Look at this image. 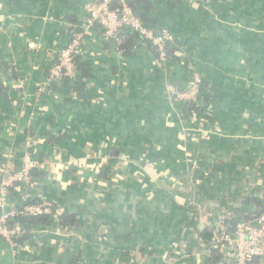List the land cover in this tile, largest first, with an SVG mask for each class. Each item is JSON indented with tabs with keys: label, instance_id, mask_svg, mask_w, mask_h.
I'll return each instance as SVG.
<instances>
[{
	"label": "crops",
	"instance_id": "0c3cea01",
	"mask_svg": "<svg viewBox=\"0 0 264 264\" xmlns=\"http://www.w3.org/2000/svg\"><path fill=\"white\" fill-rule=\"evenodd\" d=\"M94 1L0 0V167H19L26 153L38 165L9 204L29 192L80 224L20 225L14 243L0 237V264H210L224 219L264 201L259 45L244 59L245 46L228 42L222 0H180L184 13L165 16L159 3L156 18L175 21L183 43L177 62L161 64L143 48L123 58L95 31L81 49L89 99L64 86L39 93L68 29ZM185 67L209 87L203 112L170 100L167 87H183ZM222 255L214 264H229Z\"/></svg>",
	"mask_w": 264,
	"mask_h": 264
},
{
	"label": "built area",
	"instance_id": "2783aa9c",
	"mask_svg": "<svg viewBox=\"0 0 264 264\" xmlns=\"http://www.w3.org/2000/svg\"><path fill=\"white\" fill-rule=\"evenodd\" d=\"M114 1L120 3V9L113 8ZM85 14L82 25L73 28L69 42L57 52L56 62L50 67L44 84L38 90L39 93L45 92L51 83L64 77L74 79L75 57L81 56L86 36L91 32H98V29L103 43L117 39L120 30L128 31L151 43L159 63L165 64L170 60L167 48L176 44L175 35L167 28L152 29L145 26L133 15L124 0H95L86 7ZM202 82V76L190 69L185 89L178 90L168 85L172 101L180 105L193 103L199 106L200 102L202 105ZM72 97L75 98L74 95ZM37 166V161L26 153L19 167L12 163L0 167V237L10 244L22 233L19 221L25 217L48 215L54 224L59 223V209L46 200L38 204L27 203L33 198L29 192L21 196L18 207H11L9 204L10 190L15 189L18 183L30 188L31 171ZM221 225L223 226L212 235L210 248L223 254L229 264H251L253 257H264V214L252 221H239L231 228L223 222Z\"/></svg>",
	"mask_w": 264,
	"mask_h": 264
},
{
	"label": "trees",
	"instance_id": "16d2710c",
	"mask_svg": "<svg viewBox=\"0 0 264 264\" xmlns=\"http://www.w3.org/2000/svg\"><path fill=\"white\" fill-rule=\"evenodd\" d=\"M124 1H125V4L132 11L133 15L138 17L140 19V21L145 26L150 27L152 29L167 28L173 35H175L177 42L172 47L168 46L167 53L170 55V60L168 61L169 63L170 62H172V63L177 62V60H178V49L177 48H178V44H179V48H181V43H180L181 41L178 38L179 35L176 33V29H174L175 21H173L172 19H171L170 23L168 20H167V22L166 21H164V22L160 21L159 16H158L159 17L158 19L156 18L157 17L156 16L157 10L155 8L159 5V3L160 4L163 3L166 7V10L167 9L169 10L170 8L173 7L174 3H179L180 0H124ZM257 1L259 2V0H257ZM261 1L263 2L264 0H261ZM179 4H180L181 10H184L183 8H186L185 6H183V5H185L183 2H180ZM263 5H264V3H262V6H259V9L261 11L264 10ZM113 8L120 9V3L118 1H114ZM168 24H170V25H168ZM81 25L82 24H80V26ZM76 26L78 27L79 24L72 26L68 29L66 44L69 42L72 30ZM98 32H100L99 29H98ZM66 44H65V46H66ZM104 46L106 49H110V50L116 52L117 54H119L123 58L130 57L132 55V52L134 49L143 48V49H146L147 51H150L152 56L155 59H157V53L149 41L143 40L138 35L132 34L128 31H124V30H120L118 32L117 39H111V40L107 41L106 43H104ZM56 54L54 56L55 59H54L52 64H55V62H56ZM74 64H75L74 79H69L67 77H64L60 81L51 83L48 86V89L50 91H53L56 89V87L64 86V88H68L70 90V95L72 94L75 96V98H77L79 100L86 101V99H89V96H90L89 91H87V88H86V83L84 81L85 78L88 76L87 65H86V63H84L82 61V56H80V55L75 57V63ZM49 69L45 73L44 81L49 74ZM189 72L190 71L186 72L185 82L183 84V87H176L175 86V88H177L178 90L185 89L187 79L189 77ZM208 88L209 87L203 81L202 82V91H201V96H200V99H202V105H201V102H200L199 106H196L193 103H186V104L182 105L183 109L186 112H188V111L191 113L194 112V114L205 111L206 102H208V100L206 98H204V94L207 93V91L209 90ZM48 89L43 93H46L48 91ZM6 91H7V87H5L3 85V83L0 82V95L3 96L6 93ZM50 139H51L52 143H56L57 141L62 140L63 137L51 135ZM21 188H22V184L18 183L17 187H15V189H13V193L15 192V194L17 195L19 192H21ZM41 201L42 200H40L38 198H31L30 200H28L27 203L38 204ZM251 201H253L257 207V209L254 212L242 213V212L237 211V213H235L234 215H230V219H227V218H226L227 220L224 219L223 223L225 225H229V228H231L235 225V223H237L239 221H252V220H255L256 218H259L261 215H263L264 214V201L259 199V198L252 199ZM12 224L13 223H10V225H12ZM19 224L29 226L27 228H30L33 225H39V224L40 225H53L54 223H53L50 216L41 215V216H37V217H25L24 219L19 221ZM58 224L60 226L67 227V228L68 227H70V228L80 227V224L77 220V217L73 214L71 215V214H68L66 212L60 213ZM209 249H210L209 254L211 255L210 259H213V262L211 261L210 264H212V263L214 264L215 261H219V259L221 258L220 257L221 254H220V252H218L217 250H215L213 248H209Z\"/></svg>",
	"mask_w": 264,
	"mask_h": 264
},
{
	"label": "rangeland",
	"instance_id": "374dc122",
	"mask_svg": "<svg viewBox=\"0 0 264 264\" xmlns=\"http://www.w3.org/2000/svg\"><path fill=\"white\" fill-rule=\"evenodd\" d=\"M186 2L190 4L191 6H194V3H195L194 0H190V1L186 0ZM179 3H174L173 7L170 8L171 10L167 9L164 12V16L166 14L173 15L174 13H178V12L184 13V11L186 10L188 6L183 2L185 4L183 6H185L186 8H183L181 6L184 9V10H181ZM219 9H221L222 11L221 15L226 16L228 20V21L227 20L224 21L228 24L226 27L229 29L228 32L226 33V36L228 37V42L230 44L231 43L233 44V41L237 39L240 45L245 46V48L243 47L244 51H242L244 53L242 54V56L244 55L243 56L244 59H248V57L251 56L249 55L250 53L249 48L251 46H255L256 51H257V45H259L258 46L259 49L257 51V57L262 56L264 59V53L262 52V48L264 50V44L262 43L264 40L263 38L264 37L263 35L264 24L257 23L258 22L257 13H261L262 15H264V10L261 11L259 9V5H257V0H222V6ZM258 33H262V34L260 35ZM259 37H261L260 44L257 41ZM254 41L255 43H253ZM176 42H177V39H176ZM181 44L183 46V43ZM232 62H233L234 68L240 67L239 56L237 58L233 57ZM259 67L260 68H258L257 66V76L260 75V78H262L264 76V68H263L264 64L263 63L259 64ZM188 71H190V69H187L185 67L184 77L186 75V72ZM258 84L259 85H257L258 86L257 87V101H258L257 102V117L261 120V126L264 127V82H262L263 85L260 83ZM168 89L169 87L167 88V90ZM208 93L209 94L206 93V95L204 96V98H206L207 100L209 99L208 96L211 95L210 92ZM170 100H171V97H170ZM207 105H208V102H206V106ZM247 124H251V123H247Z\"/></svg>",
	"mask_w": 264,
	"mask_h": 264
},
{
	"label": "water",
	"instance_id": "95a60500",
	"mask_svg": "<svg viewBox=\"0 0 264 264\" xmlns=\"http://www.w3.org/2000/svg\"><path fill=\"white\" fill-rule=\"evenodd\" d=\"M258 257H253L252 262L255 261Z\"/></svg>",
	"mask_w": 264,
	"mask_h": 264
}]
</instances>
